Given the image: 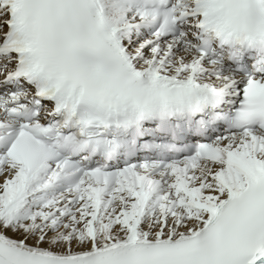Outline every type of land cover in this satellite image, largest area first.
I'll return each instance as SVG.
<instances>
[{
  "label": "snow or ice",
  "instance_id": "6c2138e0",
  "mask_svg": "<svg viewBox=\"0 0 264 264\" xmlns=\"http://www.w3.org/2000/svg\"><path fill=\"white\" fill-rule=\"evenodd\" d=\"M0 264H264V0H0Z\"/></svg>",
  "mask_w": 264,
  "mask_h": 264
}]
</instances>
